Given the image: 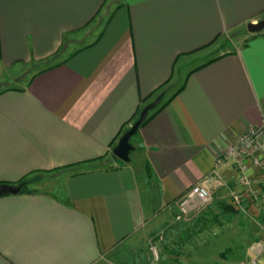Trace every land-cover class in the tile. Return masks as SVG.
Wrapping results in <instances>:
<instances>
[{"label":"crops","instance_id":"0c3cea01","mask_svg":"<svg viewBox=\"0 0 264 264\" xmlns=\"http://www.w3.org/2000/svg\"><path fill=\"white\" fill-rule=\"evenodd\" d=\"M263 16L264 0H0V183L19 186L0 195V264H133L140 230L186 221L195 182L220 208L245 194L263 261V174L248 166L246 192L231 158L213 163L264 123L263 30L236 32Z\"/></svg>","mask_w":264,"mask_h":264},{"label":"rangeland","instance_id":"374dc122","mask_svg":"<svg viewBox=\"0 0 264 264\" xmlns=\"http://www.w3.org/2000/svg\"><path fill=\"white\" fill-rule=\"evenodd\" d=\"M245 32V25L236 31ZM232 211L208 203L187 214L180 225L167 221L154 229L139 231L129 245L133 264H243L252 240L255 217L240 207ZM149 233V234H146Z\"/></svg>","mask_w":264,"mask_h":264},{"label":"built area","instance_id":"2783aa9c","mask_svg":"<svg viewBox=\"0 0 264 264\" xmlns=\"http://www.w3.org/2000/svg\"><path fill=\"white\" fill-rule=\"evenodd\" d=\"M255 146H264V123L247 126L240 132L232 135L224 149L214 158V165L225 158H231L235 171V180L247 191H251L250 178L246 174L248 166L257 168L264 176V161L253 154ZM245 194L242 191L233 190L230 192L229 203L233 207H239ZM210 201V194L207 189L198 182L191 184L177 199L173 218L179 220L185 215L199 210ZM264 253V240L262 243ZM245 264H264L256 257L249 258Z\"/></svg>","mask_w":264,"mask_h":264},{"label":"water","instance_id":"95a60500","mask_svg":"<svg viewBox=\"0 0 264 264\" xmlns=\"http://www.w3.org/2000/svg\"><path fill=\"white\" fill-rule=\"evenodd\" d=\"M245 30L248 33H255L264 30V16L255 21H248L245 23ZM160 94L156 95L152 100L144 104L139 110L136 117L124 129L117 137L116 142L111 147V155L121 161L128 160V151L131 149V145L128 141L130 135L134 133L139 124L143 121L148 110L153 108L159 101ZM19 189V186H11L8 184L0 183V195L5 193H15Z\"/></svg>","mask_w":264,"mask_h":264},{"label":"trees","instance_id":"16d2710c","mask_svg":"<svg viewBox=\"0 0 264 264\" xmlns=\"http://www.w3.org/2000/svg\"><path fill=\"white\" fill-rule=\"evenodd\" d=\"M262 34L264 35V30L262 31ZM137 112H138V110L135 111L134 115H135V114L137 115ZM151 113H152V112H151ZM151 113H150V114H151ZM148 116H149V115H146V116L144 117V119H143L142 122H144V121L147 119ZM142 122H141V123H142ZM221 206H222V208H224V209H226V210L232 211L231 205L229 206V205H227V204H226V205H225V204H222Z\"/></svg>","mask_w":264,"mask_h":264}]
</instances>
